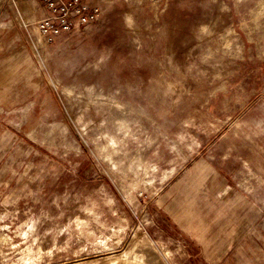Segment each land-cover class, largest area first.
Returning a JSON list of instances; mask_svg holds the SVG:
<instances>
[{"label":"rangeland","instance_id":"1","mask_svg":"<svg viewBox=\"0 0 264 264\" xmlns=\"http://www.w3.org/2000/svg\"><path fill=\"white\" fill-rule=\"evenodd\" d=\"M13 1L0 264H264V0H85L46 43Z\"/></svg>","mask_w":264,"mask_h":264},{"label":"built area","instance_id":"2","mask_svg":"<svg viewBox=\"0 0 264 264\" xmlns=\"http://www.w3.org/2000/svg\"><path fill=\"white\" fill-rule=\"evenodd\" d=\"M42 14L37 30L44 42H53L61 33L81 30L99 17L98 4L85 0H34Z\"/></svg>","mask_w":264,"mask_h":264},{"label":"crops","instance_id":"3","mask_svg":"<svg viewBox=\"0 0 264 264\" xmlns=\"http://www.w3.org/2000/svg\"><path fill=\"white\" fill-rule=\"evenodd\" d=\"M3 2L6 3V0H0V8L4 5ZM20 2H21V1H20ZM20 2H16V0H14V1L12 2V6H17V7H18ZM34 2H35V1H34ZM21 3H22V2H21ZM10 5H11V4H10ZM22 6H23L22 9H20L21 11H23V10L25 9V6L30 7L31 5H30V3L27 2V3L22 4ZM35 6H36V8H37V4H36V2H35ZM36 8H35V10H36ZM18 10H19V7H18ZM30 11H31V10H30ZM23 12H24V11H23ZM36 12H39V11H38V8H37V11H36ZM24 13H25V12H24ZM21 15H23L22 12H21ZM0 27L3 28V26H2L1 24H0ZM41 39H43L42 36H40L39 40H41ZM43 40H44V39H43ZM11 64H13V63H11ZM1 82H2V81L0 80V84H1ZM0 88L3 89V88H5V87L3 86V84H1V85H0ZM54 123H56V122H54ZM62 125H63V124H62ZM62 125H61V127H62ZM61 127H60V128H61Z\"/></svg>","mask_w":264,"mask_h":264},{"label":"bare ground","instance_id":"4","mask_svg":"<svg viewBox=\"0 0 264 264\" xmlns=\"http://www.w3.org/2000/svg\"><path fill=\"white\" fill-rule=\"evenodd\" d=\"M108 259H109V257H106V258H105V261H107V262L110 261V259H109V260H108ZM120 264H125V263L121 261Z\"/></svg>","mask_w":264,"mask_h":264}]
</instances>
